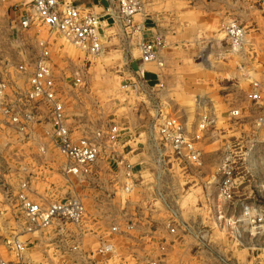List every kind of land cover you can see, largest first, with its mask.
I'll use <instances>...</instances> for the list:
<instances>
[{"label": "crops", "instance_id": "crops-1", "mask_svg": "<svg viewBox=\"0 0 264 264\" xmlns=\"http://www.w3.org/2000/svg\"><path fill=\"white\" fill-rule=\"evenodd\" d=\"M29 1L0 0V22L8 15L11 24L19 26L21 19L31 12ZM140 2L142 11L135 21L144 30L135 39L116 21L118 0H71L72 5L102 17L103 53H107H102V57L105 61L112 54L119 67L116 71L90 68L82 76V83L76 84L75 73L84 67L81 60L77 64L64 50L52 49L56 87L69 128L79 137L106 131L111 125L119 126L123 134L116 159L102 156L85 178L64 174L68 160L52 145V126L45 108L42 109L45 124L32 140L13 136L9 130L0 132L1 166L10 168L4 179L15 183L30 181L35 198H47L50 188L58 192L63 187L62 192H66L63 197L81 198L87 209L81 231L76 235L78 250H71L70 242L58 245L53 233L44 239L33 238L29 251L32 258L43 264H113L95 253L99 240L113 226L122 232L113 242L118 257L131 259L128 264H147L149 257L159 256L162 264H185L197 251L194 237L181 233V242L174 239L166 225L170 213L161 200L148 198L146 194L141 199H132V203L123 198L122 188L126 183L123 163L132 167L136 190H148L150 184H155L157 189L175 188L173 178H183L186 173L176 164L169 165L168 151L165 150L162 158L159 156L157 126L161 121L175 119L187 133L189 117L193 114L217 118L221 110H237L239 116H230L232 119H243L247 125L255 120L259 127L257 121L264 117V0ZM232 21L245 29L244 41L237 49L222 36L224 27ZM140 41L160 43L155 47L157 61L142 62ZM255 82L260 84L263 97V102L258 104L249 99ZM123 85L130 88L135 85L156 96H150L151 104L139 113L127 99L118 98ZM181 98L194 105L183 106L178 101ZM163 110L171 111L168 117L155 119L153 113L159 116ZM178 110L181 113H176ZM165 112H161L162 117ZM41 148L45 149L44 153ZM161 159L165 161L163 164ZM49 173L55 175L51 183L45 178ZM1 191L0 188V197ZM203 201L196 198L194 205L198 208L187 221L199 223L202 217L199 206ZM130 224L133 229L127 230ZM5 236L0 232L1 238ZM151 238L166 242L164 253L150 244ZM244 251L250 256L247 249Z\"/></svg>", "mask_w": 264, "mask_h": 264}, {"label": "built area", "instance_id": "built-area-1", "mask_svg": "<svg viewBox=\"0 0 264 264\" xmlns=\"http://www.w3.org/2000/svg\"><path fill=\"white\" fill-rule=\"evenodd\" d=\"M29 2L32 9L21 19L20 31H31L41 27L47 30L49 38L40 41L42 49L39 55L17 66L16 82L10 83L0 77V132L6 133L9 130L13 136L32 140L45 124L42 112L45 108L48 123L52 126V145L68 160L63 170L64 174L85 178L92 173L102 156L117 158L115 156L122 145L123 130L117 125H111L106 131L82 134L79 137L74 135L68 126L69 119L56 87L52 49L64 50V47H72L83 55V62L99 57L103 52L102 17L89 9L72 5L71 0ZM141 11L140 0H118L116 21L131 37L139 38L144 30L135 21ZM223 30L230 45L236 49L240 48L245 38L244 27L232 21ZM57 38L62 41L61 44L56 41ZM159 45V42L140 41L139 49L144 64L157 61L155 47ZM75 76L76 84H81L82 77L79 71ZM249 99L255 104L263 102L259 83H253ZM229 115L238 117L239 111L232 110ZM216 122L215 118L205 114L200 119L198 127L200 131L205 132L215 127ZM263 122L264 117L257 121L260 126ZM157 130L160 143L169 152L168 162L171 167L176 164L187 174L193 170L194 165H201L202 150L199 140L203 137L189 136L182 124L175 119H165L157 126ZM40 151L44 153L45 149L41 148ZM164 152L159 150L160 158ZM232 161L230 156L225 157L218 169V196L226 206V211H231L232 216L227 219L226 214L218 210V220L223 219L225 226L231 228L237 247L245 248L251 253L250 264H264L260 262V255L264 254V205L252 203L247 199H236V191L242 181L237 178ZM164 162L163 159L160 160V163ZM123 167L126 183L122 191L131 194L135 189L132 167L126 163H123ZM0 169L3 173L10 172V168L6 170L1 165ZM2 187L0 218L5 208L7 215L12 214L14 224L9 228L0 225L1 234H6V239L2 240L0 245V264H43L30 259L29 246L32 245L34 237L44 239L52 233L56 235L58 245L70 242L73 243L71 250H78L76 235L81 231L87 210L81 198L69 196L53 200L45 197L35 198L32 183L28 180L20 182L14 190L7 188V184ZM159 199L170 213L166 225L174 239L181 242L183 235L189 234L194 237L197 243L198 264H239L237 259H229L223 255L218 256L213 263L204 261L201 256L206 249L203 222L193 223L184 219L179 207L173 206L176 200L169 202L163 195H160ZM131 229L132 224L127 226V230ZM105 235V238L99 240L95 253L105 262L128 264L131 259L127 261L120 259L113 243L114 238L122 235V232L113 226ZM20 237H26V240L20 241ZM151 243L161 253L165 252V241L151 238ZM208 248L213 251L212 247ZM147 264H162V256L153 259L149 257Z\"/></svg>", "mask_w": 264, "mask_h": 264}, {"label": "rangeland", "instance_id": "rangeland-1", "mask_svg": "<svg viewBox=\"0 0 264 264\" xmlns=\"http://www.w3.org/2000/svg\"><path fill=\"white\" fill-rule=\"evenodd\" d=\"M222 36L226 39L224 30ZM48 38L49 34L47 30L41 27L31 31H20L19 26L16 23L11 24L9 16L5 15V18L0 22V77L5 78L10 83L16 82L17 66L21 62L28 61L30 58L39 55L42 49L40 47V41L47 40ZM134 38L137 39L136 37ZM57 40L60 44L62 43L60 39L57 38ZM64 48V54L69 59L74 60L72 62H77L78 64V61L81 60V64L84 66L83 70H78L81 77L90 68L104 69L112 72L116 71L117 68L119 69L117 60L115 57H112V54L107 56L108 59L105 61L103 60L104 56L102 57V52L101 56L90 58L86 62H83L84 57L79 51L72 47ZM103 55H107V53L104 52ZM126 86L128 85H123L119 89V94H117L118 98L121 99L122 97L123 99H127L139 113L142 112L144 107H148L151 104L149 101L150 96H156L148 94L143 88L138 89L135 85L132 88ZM178 101H182L183 106L187 103L184 98ZM187 105H194V103H187ZM156 106L159 109L160 105L158 106L156 104ZM159 112V116L153 113L154 118L157 120L168 117L171 111L165 112L163 110ZM161 112H165L163 117ZM230 112V109H225L221 110L217 118L212 115L213 118L217 119L216 126L205 132L200 131L198 127L199 121L204 114H197L196 116L193 114L192 117H189L190 121L188 127H186L187 133L191 136L203 137L199 140L201 142L199 146L203 150L200 160L201 165H194L192 167L193 170L184 175L183 178L180 176L178 179L173 178L175 188L157 189L156 186L154 187L155 184H150L148 190L142 191V189H134L131 194L123 193V198H128L129 203H132V199H141L143 194L155 200H160V195L168 199L174 198L176 200L174 205L179 207V211L186 220L191 218L192 214H194L193 210L198 208L194 205L196 198H203L204 204L199 206V208H202L200 210L202 217L199 221L203 222L206 233V249L205 253L201 255L204 261L208 260L207 262L213 263L218 259V256L223 255L235 260L237 257L239 264H247V258L250 260L251 254L249 256L244 251L245 248L237 247V242L231 234V228L227 225L225 226L223 219L218 220V210L222 214H226L227 219L232 216L231 211H226V206L218 196V169L224 158L230 156L236 169V176L242 181L236 191V199H249L256 204L260 203L264 205V125L260 127L257 125V127L255 120L250 125H247L248 123L243 119H232L229 115ZM176 113H181V111L178 110ZM233 128H235L234 131ZM157 148L162 152L165 151L160 141ZM0 165H2L1 161ZM4 174L8 175L10 173H3L2 169H0V188L2 189V186L7 184V188L14 190L19 183L9 182L7 178L4 179ZM54 176L53 173H49V176L46 174V181L48 183L55 181ZM49 178L50 181L48 180ZM62 188L59 187L58 192L50 188V191L46 192L47 198L51 200L62 198L66 195V192H62ZM2 199L3 196L0 197V200ZM196 213H198L197 210ZM11 215L10 213L7 215V211L4 208L3 219L0 218V225L2 227L9 228L14 224ZM195 222L197 221L195 220ZM4 239L6 238L0 237V245ZM24 240H26V237H20V241ZM208 247H212L213 251L209 250ZM262 256L261 260L264 261V254ZM30 259L36 261V258H32L31 253ZM198 262L199 258L195 253L185 264H198Z\"/></svg>", "mask_w": 264, "mask_h": 264}]
</instances>
